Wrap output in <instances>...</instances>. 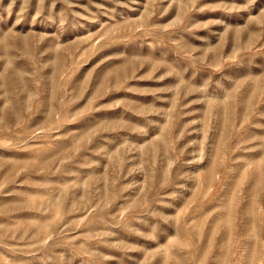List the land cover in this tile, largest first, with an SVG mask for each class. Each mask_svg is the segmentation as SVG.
I'll return each mask as SVG.
<instances>
[{
	"label": "rangeland",
	"instance_id": "rangeland-1",
	"mask_svg": "<svg viewBox=\"0 0 264 264\" xmlns=\"http://www.w3.org/2000/svg\"><path fill=\"white\" fill-rule=\"evenodd\" d=\"M0 264H264V0H0Z\"/></svg>",
	"mask_w": 264,
	"mask_h": 264
}]
</instances>
